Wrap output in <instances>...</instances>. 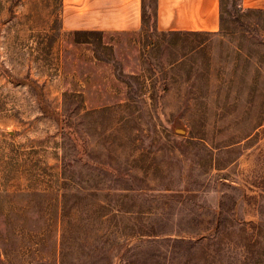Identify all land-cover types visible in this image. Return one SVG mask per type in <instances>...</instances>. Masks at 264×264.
<instances>
[{"label": "rangeland", "instance_id": "rangeland-1", "mask_svg": "<svg viewBox=\"0 0 264 264\" xmlns=\"http://www.w3.org/2000/svg\"><path fill=\"white\" fill-rule=\"evenodd\" d=\"M243 9L216 34L100 33L0 0V264H264V21Z\"/></svg>", "mask_w": 264, "mask_h": 264}, {"label": "crops", "instance_id": "crops-1", "mask_svg": "<svg viewBox=\"0 0 264 264\" xmlns=\"http://www.w3.org/2000/svg\"><path fill=\"white\" fill-rule=\"evenodd\" d=\"M64 20L75 30L134 33L144 28V0H63ZM221 0H157L161 33L216 34ZM245 9L264 12V0H242Z\"/></svg>", "mask_w": 264, "mask_h": 264}, {"label": "trees", "instance_id": "trees-1", "mask_svg": "<svg viewBox=\"0 0 264 264\" xmlns=\"http://www.w3.org/2000/svg\"><path fill=\"white\" fill-rule=\"evenodd\" d=\"M226 0H221V5H220V25L221 29L225 28L226 23L228 22V17L227 15H232L236 12H241L242 11V5H240L238 8L234 7L233 10H228L227 4L225 3ZM227 2V1H226ZM149 0H144V23H147V21H150V25L153 28V23L154 26L156 27V19H157V0H154V7H148ZM149 9H152L151 13ZM244 13L250 14L253 12L259 13L262 17V20L264 21V12L261 10H255V9H243Z\"/></svg>", "mask_w": 264, "mask_h": 264}, {"label": "water", "instance_id": "water-1", "mask_svg": "<svg viewBox=\"0 0 264 264\" xmlns=\"http://www.w3.org/2000/svg\"><path fill=\"white\" fill-rule=\"evenodd\" d=\"M180 132H181V133H185V131H184V130H179V133H180Z\"/></svg>", "mask_w": 264, "mask_h": 264}]
</instances>
